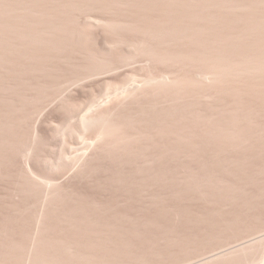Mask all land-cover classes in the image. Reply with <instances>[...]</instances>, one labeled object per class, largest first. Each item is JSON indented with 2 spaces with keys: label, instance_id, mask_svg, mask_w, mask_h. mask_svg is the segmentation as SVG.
I'll use <instances>...</instances> for the list:
<instances>
[{
  "label": "rangeland",
  "instance_id": "374dc122",
  "mask_svg": "<svg viewBox=\"0 0 264 264\" xmlns=\"http://www.w3.org/2000/svg\"><path fill=\"white\" fill-rule=\"evenodd\" d=\"M186 263L264 264V0H0V264Z\"/></svg>",
  "mask_w": 264,
  "mask_h": 264
},
{
  "label": "bare ground",
  "instance_id": "6f19581e",
  "mask_svg": "<svg viewBox=\"0 0 264 264\" xmlns=\"http://www.w3.org/2000/svg\"><path fill=\"white\" fill-rule=\"evenodd\" d=\"M213 255H214V254H213ZM215 255H216V254H215ZM211 258H213V257H211ZM187 259H188V258H187ZM205 259H206V258H205ZM185 260H186V259H185ZM185 260H184V261H185ZM188 260H190V259H188ZM180 262H181V261H179V263H180ZM185 262H187V260H186ZM185 262H184V263H185ZM182 263H183V262H182ZM186 264H187V263H186Z\"/></svg>",
  "mask_w": 264,
  "mask_h": 264
}]
</instances>
